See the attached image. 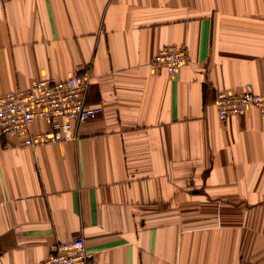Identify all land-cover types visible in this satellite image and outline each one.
<instances>
[{
    "label": "crops",
    "instance_id": "crops-1",
    "mask_svg": "<svg viewBox=\"0 0 264 264\" xmlns=\"http://www.w3.org/2000/svg\"><path fill=\"white\" fill-rule=\"evenodd\" d=\"M87 67L103 113L75 141L0 136V264L75 236L93 264H264V117L214 106L264 94V0H0V96Z\"/></svg>",
    "mask_w": 264,
    "mask_h": 264
},
{
    "label": "built area",
    "instance_id": "built-area-1",
    "mask_svg": "<svg viewBox=\"0 0 264 264\" xmlns=\"http://www.w3.org/2000/svg\"><path fill=\"white\" fill-rule=\"evenodd\" d=\"M188 59L184 46H165L152 59V68L166 70L173 77ZM92 75L90 68L73 73L63 80H40L26 89H17L0 96V136L17 138V145L25 149L61 144L77 139L78 127L103 113L101 106H90L87 93ZM214 106L220 118L244 113L256 108L264 117V94H256L249 85L239 93L219 90ZM37 121L48 125L44 131L33 133ZM91 254L80 236L56 242L49 255L38 264H93Z\"/></svg>",
    "mask_w": 264,
    "mask_h": 264
},
{
    "label": "rangeland",
    "instance_id": "rangeland-1",
    "mask_svg": "<svg viewBox=\"0 0 264 264\" xmlns=\"http://www.w3.org/2000/svg\"><path fill=\"white\" fill-rule=\"evenodd\" d=\"M182 67V66H181ZM75 141V140H74ZM62 144V143H61Z\"/></svg>",
    "mask_w": 264,
    "mask_h": 264
}]
</instances>
